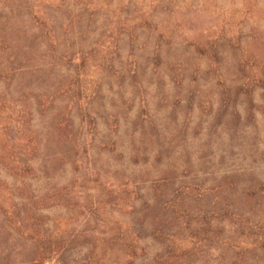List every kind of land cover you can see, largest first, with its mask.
<instances>
[{
	"label": "rangeland",
	"instance_id": "rangeland-1",
	"mask_svg": "<svg viewBox=\"0 0 264 264\" xmlns=\"http://www.w3.org/2000/svg\"><path fill=\"white\" fill-rule=\"evenodd\" d=\"M27 237L264 264V0H0V263Z\"/></svg>",
	"mask_w": 264,
	"mask_h": 264
},
{
	"label": "trees",
	"instance_id": "trees-1",
	"mask_svg": "<svg viewBox=\"0 0 264 264\" xmlns=\"http://www.w3.org/2000/svg\"><path fill=\"white\" fill-rule=\"evenodd\" d=\"M31 245H23L22 250L19 253H16L17 256H20L17 262H4L0 264H46L49 259L56 258L59 261L60 256V247L56 246V248L45 247L44 244H39L37 241L33 240L31 237H27ZM27 244V243H26ZM4 251L0 252L2 254ZM133 253V251H130ZM129 252V253H130ZM128 253V257L131 255ZM9 254H7L8 256Z\"/></svg>",
	"mask_w": 264,
	"mask_h": 264
}]
</instances>
